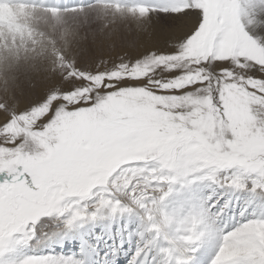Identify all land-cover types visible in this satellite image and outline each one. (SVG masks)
<instances>
[{
    "label": "snow or ice",
    "instance_id": "6c2138e0",
    "mask_svg": "<svg viewBox=\"0 0 264 264\" xmlns=\"http://www.w3.org/2000/svg\"><path fill=\"white\" fill-rule=\"evenodd\" d=\"M98 2L142 39L69 51L25 22ZM0 8V264H264V0Z\"/></svg>",
    "mask_w": 264,
    "mask_h": 264
},
{
    "label": "rangeland",
    "instance_id": "374dc122",
    "mask_svg": "<svg viewBox=\"0 0 264 264\" xmlns=\"http://www.w3.org/2000/svg\"><path fill=\"white\" fill-rule=\"evenodd\" d=\"M105 7L106 6L103 3L98 2L97 4L88 6L83 15H66L64 16L63 21L57 24L54 22L51 14H48L44 9L37 6L33 10L30 18L25 22L35 31V33L43 34L42 36L37 35L36 39L45 40L49 48L53 47L52 40H54L56 46L67 47L69 51L90 44L94 35L97 38L100 37L102 29L104 35H106L111 29H117L118 31L114 33V36L125 35L129 41L138 38L142 39V37L138 36L137 25L139 24L142 27L148 26L149 22L147 20L137 21L130 18H117L116 22L112 23L113 12L109 9V11L105 13ZM12 15V10L0 8V19L10 18ZM106 22L108 23V27L104 28ZM24 41L27 42V47L31 49L32 44L28 36L24 37ZM23 46L24 42L20 41V38L17 37L16 47L21 49V59L19 64L12 72H9L8 75H17L21 78H26L27 76L34 74V69L32 68L33 63H37V67H39L38 62L25 60L23 58ZM9 47H12V42ZM5 55L6 53L0 48V67L12 63L10 60L7 62L3 61Z\"/></svg>",
    "mask_w": 264,
    "mask_h": 264
},
{
    "label": "bare ground",
    "instance_id": "6f19581e",
    "mask_svg": "<svg viewBox=\"0 0 264 264\" xmlns=\"http://www.w3.org/2000/svg\"><path fill=\"white\" fill-rule=\"evenodd\" d=\"M26 36H27V35H25V37H26ZM7 42H8V45H10V43L12 42V41H11V37L8 38V41H7ZM29 61H31V60H29ZM33 62H34V61H33ZM29 65H30V64H29ZM4 67H5V66H4ZM0 68H2V67H0Z\"/></svg>",
    "mask_w": 264,
    "mask_h": 264
}]
</instances>
